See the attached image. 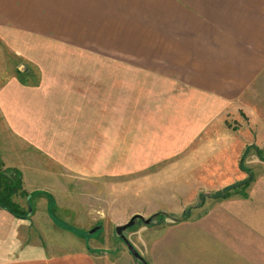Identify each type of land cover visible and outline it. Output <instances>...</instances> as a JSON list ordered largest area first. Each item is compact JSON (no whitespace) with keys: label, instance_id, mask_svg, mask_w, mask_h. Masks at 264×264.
<instances>
[{"label":"crops","instance_id":"1","mask_svg":"<svg viewBox=\"0 0 264 264\" xmlns=\"http://www.w3.org/2000/svg\"><path fill=\"white\" fill-rule=\"evenodd\" d=\"M0 50L27 62L38 51L39 61L59 63L43 78L74 79L30 86V75L19 70L0 73V135L6 127L13 142L44 141L45 127L78 124L81 107L105 109L99 95L110 93V79L124 87L128 76L140 88L129 93H141L147 78L146 93L172 95L166 104L193 100L187 107L200 130L218 116L225 126L230 111L260 126L257 138L264 130V0H0ZM112 61L132 64L117 68ZM71 109L75 117L68 118ZM223 149L205 154L224 159ZM36 216L43 217L39 207ZM34 218L0 208V264L117 263L50 218L41 228ZM146 256L149 264H264V172L242 197L168 224Z\"/></svg>","mask_w":264,"mask_h":264},{"label":"rangeland","instance_id":"2","mask_svg":"<svg viewBox=\"0 0 264 264\" xmlns=\"http://www.w3.org/2000/svg\"><path fill=\"white\" fill-rule=\"evenodd\" d=\"M7 53L9 56L0 55V73L19 70L21 75L32 77L26 78L30 86L74 81L43 78V73L56 71L59 63L39 61L38 51L31 52L30 62L17 53ZM86 64L79 63V68ZM131 64L112 61L111 67L129 69ZM131 71L127 72L132 76ZM86 80L78 79L79 84ZM125 80L128 84L123 87L118 79H110V93L99 95L100 101L105 100V109L102 103L97 108L96 103L93 110H75L78 124L45 127L44 141L13 142L5 134L6 127L2 128L0 158L4 166L0 172H22L23 188L33 196L30 217H35L39 228L52 220L100 257L107 255L116 264H142L116 228L136 215L153 218L149 225L138 222L124 232L145 259L151 238L168 224L201 216L233 189L234 194L227 198L242 197L253 179L264 172V130L257 138L260 126L231 111L225 126L218 116L206 130H200L193 126L194 111L187 107V101L193 100L184 98L173 107L166 104L172 95L145 92L149 79L142 78L141 93H129L140 88L130 86L129 80L134 78ZM71 111L68 118L75 117ZM222 148L219 156L224 159L205 154ZM241 149L244 152L235 162L232 156ZM37 199L44 205L36 206ZM15 200L27 214V197ZM38 207L43 217L36 216ZM98 226L100 230L90 233Z\"/></svg>","mask_w":264,"mask_h":264},{"label":"trees","instance_id":"3","mask_svg":"<svg viewBox=\"0 0 264 264\" xmlns=\"http://www.w3.org/2000/svg\"><path fill=\"white\" fill-rule=\"evenodd\" d=\"M4 164L0 158V167H3ZM228 194L224 193V196L219 198L224 199L230 196V194H234L233 192ZM228 194V195H227ZM18 197H27V202L29 205V209L27 214L23 213L21 205L16 202V198ZM33 199V196L28 195L23 188V175L22 172L18 169L8 170L7 172H0V208L5 209L11 214L19 217V218H28L29 210L32 209L30 206V201ZM25 214V215H24ZM184 218L175 221H183Z\"/></svg>","mask_w":264,"mask_h":264},{"label":"water","instance_id":"4","mask_svg":"<svg viewBox=\"0 0 264 264\" xmlns=\"http://www.w3.org/2000/svg\"><path fill=\"white\" fill-rule=\"evenodd\" d=\"M32 214V209L29 210V217ZM138 222H143L146 225H149L153 222V218H149V219H145L143 216L141 215H136L134 216L127 224L122 225V226H118L116 228V233L119 237H121V239L125 242V244L127 245L129 251L131 252V254L138 260L140 261L142 264H149L135 249V247L130 243V241L125 237L124 232L126 230H128L129 228L133 227L134 225H136ZM101 229V226L96 227L95 229H93L90 233H95L98 230Z\"/></svg>","mask_w":264,"mask_h":264}]
</instances>
